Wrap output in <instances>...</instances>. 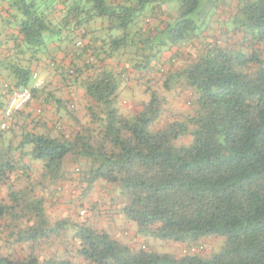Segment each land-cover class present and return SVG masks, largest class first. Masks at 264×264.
<instances>
[{"label": "trees", "instance_id": "obj_1", "mask_svg": "<svg viewBox=\"0 0 264 264\" xmlns=\"http://www.w3.org/2000/svg\"><path fill=\"white\" fill-rule=\"evenodd\" d=\"M214 25L231 40L219 44ZM61 49L75 57L68 68L52 56ZM41 65L80 81L87 104L76 117L57 100L74 123L68 135L60 119L33 120L15 145L0 131V264H264V0H0V77L31 87ZM129 81L146 97L130 109L120 102ZM181 90L187 111L163 121L164 93ZM7 95L0 90V109ZM16 153L38 166L39 182ZM62 182L120 199L111 213L102 202L82 216L115 211L135 237L197 251L136 249L53 219L34 189L58 198ZM208 238L220 242L209 253L199 243Z\"/></svg>", "mask_w": 264, "mask_h": 264}, {"label": "rangeland", "instance_id": "obj_2", "mask_svg": "<svg viewBox=\"0 0 264 264\" xmlns=\"http://www.w3.org/2000/svg\"><path fill=\"white\" fill-rule=\"evenodd\" d=\"M178 4H175V7H173V9L175 10V12L177 13L178 11ZM166 11V10H165ZM170 16H175V12L173 10H170ZM167 11V12H169ZM218 21H216L218 24L221 23L222 18L216 17ZM223 22V21H222ZM214 29H215V33L217 35V37L219 38L218 43L223 45L226 41L225 40H231V35L226 34V38L225 40H223V38L219 37L221 35L220 30L217 28V25H214ZM231 37V38H230ZM183 55L186 57H193L195 56L196 52H197V48H195V50L193 49H185L183 51ZM167 60L169 59L168 56H166ZM172 65L166 63L163 68L164 70L167 71H174L176 69H178L181 66V62L178 63L173 62L171 63ZM133 81H129L127 83L126 87L122 88L121 91V105L125 106L126 108H133L136 107L135 103L140 102L141 100H144L146 97L142 94V85H140L141 87H137L133 85ZM177 91V90H176ZM176 91H172V92H166L164 93L165 98H166V105L164 107V111H163V116H162V120L163 121H172L173 119H175L177 117L178 114L184 113L187 111V101H186V97H184V95L186 94V91L181 90V93L179 94ZM180 91V90H178ZM83 110L81 112V115L83 116L84 114ZM46 112V111H45ZM46 116H49L50 121L52 122V117L53 115L51 114V112H47ZM37 118V117H36ZM40 118L43 119V116H41ZM67 117V114L64 113L59 119L62 120L59 122H62L63 128H64V132L68 135L70 134L69 132H73V130H75L73 128V121H71V119ZM38 120V119H37ZM49 121V122H50ZM70 122V124H66ZM74 167V166H73ZM73 167L70 169V171L72 172ZM78 185L73 186L70 184V182H67L65 184H62L59 189H58V193H59V197L55 198L53 196H50L49 193L44 192L43 188L39 185L35 186L34 189V194L36 197H43L46 202L50 205L49 210L50 213L52 214V218L56 219V217L58 216H69L71 218H73L76 221H81V222H85L89 225H91L93 228L97 229V230H106L110 235H112V237H114V239H116L117 241H119L120 243H124V244H129L132 245V247L138 249L141 247H145V249H150L153 248L159 252H166V253H171L174 255H181V250L183 247L187 246L186 244L182 245V244H176V243H172V242H163V241H159L153 238H141V237H135L134 236V232L135 229L133 226L129 225L128 223H126L121 217H117L115 220L112 221V223L114 222V224H118V229H116L115 231H113L111 228V226H109L108 224L111 222L112 219H104L101 216H97L95 217V213H91L89 216H82L81 215V210L83 209L82 207H88V206H93L94 204L98 206V209L101 208V203L104 202L105 205L102 206V210L106 213L110 212L111 213V208L114 206L115 210H117V207L119 206V202L120 199H118L115 194H112L111 198H113L112 200H108L106 193L107 191L104 190L106 188H101L99 185L93 186L89 189L85 188V184L78 182ZM52 197V199H51ZM71 201V202H70ZM110 210V211H108ZM112 215V214H111ZM113 228H116L115 226ZM200 244H202L205 248V252H211V251H215L218 249L220 242L219 240L215 239V238H208L205 240H201L199 242ZM54 248L51 249V253L53 252ZM6 252V251H5ZM21 250L18 251H11V253L14 255L16 260H20L23 257V252L21 253ZM7 253V252H6Z\"/></svg>", "mask_w": 264, "mask_h": 264}, {"label": "crops", "instance_id": "obj_3", "mask_svg": "<svg viewBox=\"0 0 264 264\" xmlns=\"http://www.w3.org/2000/svg\"><path fill=\"white\" fill-rule=\"evenodd\" d=\"M85 44L87 43L86 41L84 42ZM10 46V45H9ZM55 48L53 44H51V48ZM69 48V47H68ZM71 52H72V48ZM70 50L66 51L64 49L53 51L52 56L57 63L58 66H62L63 64L65 65V68L69 67V62L75 57L73 56V53H71ZM74 62L78 65L81 66L82 61L80 60H74ZM42 67L39 68V70L36 69L38 72V77L39 80L42 82V86L40 88H37L36 92L33 94V100L29 103V105L21 112L20 115H16L12 122L9 125L8 131L1 132L3 138L7 142H13L15 145V141L21 138L22 133L25 131L28 132L31 127L34 126V121L37 118H40L43 116L44 121L54 124L56 122V119H59L65 112V107L64 105L62 106L61 103L57 100H61L64 102H67L65 106L70 107L71 109H68V111L72 110L74 111V115L77 117L81 115V112L83 111V106L87 104V101L84 98V91L81 88V83L80 81H70L69 83H64L62 76H60L58 71H55L45 65H41ZM36 72V73H37ZM9 83L6 76L5 77H0V90L4 94V85ZM34 84L32 83L31 87ZM45 86V87H44ZM51 95L52 98L49 96ZM6 99H3V104L5 105ZM0 109V125L3 122V108ZM46 111V112H45ZM47 112H51L53 115L52 117V122L50 121L49 116H46ZM22 115V116H21ZM37 117V118H36ZM50 121V122H49ZM62 121V120H60ZM70 123V122H68ZM66 123V124H68ZM40 129V128H39ZM15 159L19 165L25 164L27 165L28 168H30L32 171H30V175H32V180H36L39 182V175L40 171L37 165L33 164L31 165V161L29 160L28 157H26L22 162L20 158L19 153L15 154ZM35 169V170H34ZM21 173V171H19ZM31 180V181H32ZM62 184H65L62 182ZM58 186V185H57ZM4 188V187H1ZM59 189V187H57ZM113 217L114 218H119L121 217L117 212L113 211ZM122 218V217H121ZM109 225V224H108ZM111 229L115 231L118 229V224H110ZM116 228H113V227Z\"/></svg>", "mask_w": 264, "mask_h": 264}, {"label": "built area", "instance_id": "obj_4", "mask_svg": "<svg viewBox=\"0 0 264 264\" xmlns=\"http://www.w3.org/2000/svg\"><path fill=\"white\" fill-rule=\"evenodd\" d=\"M87 62H92V58L90 55H87ZM73 69L69 70L68 75L71 78L74 76ZM32 87H24L20 89H16L9 84H5L4 88L8 92L6 106L3 112V122L0 125V131L4 132L9 129V125L12 122L13 118L24 110V108L33 100V89L40 88L42 86V82L39 80L38 74H32ZM81 214H85V210L81 212ZM197 248L192 246H185L182 249V254L187 252H195Z\"/></svg>", "mask_w": 264, "mask_h": 264}]
</instances>
